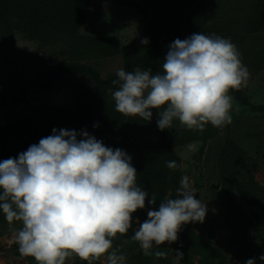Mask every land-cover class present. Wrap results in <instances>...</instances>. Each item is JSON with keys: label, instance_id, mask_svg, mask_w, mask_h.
I'll use <instances>...</instances> for the list:
<instances>
[{"label": "trees", "instance_id": "1", "mask_svg": "<svg viewBox=\"0 0 264 264\" xmlns=\"http://www.w3.org/2000/svg\"><path fill=\"white\" fill-rule=\"evenodd\" d=\"M94 1L0 0V162L17 158L30 145L39 143L36 139L51 135L53 129L78 133L87 131L106 147L119 148L132 158L137 171V185L149 192L145 208L133 214L134 221L143 223L147 219L151 195L156 197V204L151 206L154 209H158L166 197H176L184 172L179 165L178 148L201 142L202 152L206 142L221 130L207 125L202 132L185 127L161 131L157 127L155 111L150 122L117 113L109 93L117 88L112 84L117 76L104 78L90 63L106 62L108 58L121 56V68L125 71L139 67L141 70L151 69L155 74L160 71L168 46L175 39L180 37L183 40L196 33V29L206 27L205 35L216 34L229 39L240 52L242 63L255 75L264 70V0H126V6L141 15L152 9L160 22L153 24L159 33L158 38L155 35L151 39L153 34L146 30L124 50L114 36H99L88 31L92 16L97 13L93 10ZM18 34L37 43L38 49L60 43L63 49L59 51L63 53L64 60L43 65L41 72L35 73L33 66L40 63L28 58L32 54L15 49ZM143 39L149 41L147 45L141 43ZM85 60L90 63H85ZM29 73L35 74L33 82L29 80ZM69 75L91 80L94 84L91 87L87 84L72 87L71 107H45V115L39 121L35 115L38 108H33L16 121H4L3 114L26 102L31 91L37 89L46 93L58 86L59 77ZM243 93L242 87L230 91L234 109L247 106L264 112V107H256L250 103L249 95ZM249 119L245 118L241 123L233 119L226 128L233 132L240 129V125L247 124ZM247 137L225 141L213 156L216 172L214 174L212 167L208 176H214L216 191L213 196L217 197L214 206L223 215L222 218L214 216L210 219L207 232L210 241L197 235L188 224L181 226L179 239L172 246L173 250L184 254L180 264H192L194 257L197 264H229L227 254L212 241L219 221L232 232L236 230L241 234L246 244V256L261 264L258 258L264 254V227L263 224L257 227L246 210L264 214V185L257 183L252 175L255 168L253 155L264 153V147L257 142L251 147L252 140L249 135ZM167 161H175L178 167L168 169ZM208 180L204 181L212 183ZM233 217L245 220L236 223ZM5 221L0 213V224ZM135 226L138 224L133 223V229ZM133 229L113 240L114 248L119 247L124 255H130L126 264H173V252V257L166 259L143 255L138 244L131 240ZM167 247L166 243L160 250ZM75 264L80 263L75 261Z\"/></svg>", "mask_w": 264, "mask_h": 264}, {"label": "clouds", "instance_id": "2", "mask_svg": "<svg viewBox=\"0 0 264 264\" xmlns=\"http://www.w3.org/2000/svg\"><path fill=\"white\" fill-rule=\"evenodd\" d=\"M162 61L155 74L139 67L116 71L112 99L117 113L150 122L155 111L161 131L174 120L201 132L207 125L222 131L232 122L229 93L247 86L250 73L229 39L201 32L177 38ZM187 147L195 151L197 143ZM131 160L87 131L53 129L17 158L0 162V213L10 225L19 224L12 240L20 256L35 264H66L73 257L84 264L101 259L126 264L113 240L136 223L131 240L143 255L166 259L168 251L161 246L175 243L182 225L203 223L207 204L196 198L197 189L183 176L175 198L166 197L154 209L156 197L151 195L147 219L134 221L149 192L137 185ZM166 167L178 165L167 161ZM168 250L175 254L173 264H180L183 252ZM258 259L264 264V254ZM245 264H256V259Z\"/></svg>", "mask_w": 264, "mask_h": 264}, {"label": "rangeland", "instance_id": "3", "mask_svg": "<svg viewBox=\"0 0 264 264\" xmlns=\"http://www.w3.org/2000/svg\"><path fill=\"white\" fill-rule=\"evenodd\" d=\"M140 2V1H138ZM124 3V4H123ZM126 0H95L93 3V10L97 13L92 16L91 22L88 25V31H93L92 33H97L99 36H114L120 41V48L125 49L137 36L141 35L144 31L150 32L152 38H158V31L153 24H159L160 19L154 17L153 10L147 9L146 15L139 14L134 8H129L126 6ZM140 4V3H139ZM203 27V26H202ZM197 28V27H196ZM197 32H207V28L203 27ZM203 31V32H202ZM85 32V31H84ZM142 36H145L143 34ZM182 37V36H181ZM190 37V36H189ZM180 38V37H179ZM15 49L17 52L30 53L33 56L28 58H33L36 64L33 66V71L35 73L41 72L43 65H51L64 60L63 53L59 50L63 49L60 43H54L48 48L38 49V44L29 41L26 37L18 34L15 40ZM60 53V54H59ZM90 63L89 60H85V63ZM91 66L95 67L104 78L115 77L116 71L122 67V57H112L108 58L106 62L104 60H99L90 63ZM35 66L37 68L35 69ZM161 70V68H160ZM250 73V78L247 86L242 87L243 94L249 95L250 103L254 104L256 107H264V70L263 72L253 74L252 70L248 69ZM29 79L31 82L35 80L34 73H29ZM58 86L51 88L46 93H43L37 89L31 91L27 97L26 102L18 106L16 110L9 109L5 114L10 117V120L16 121L19 117L25 115V113H30L33 108H38L35 115L36 120H40L41 117L45 115V107L57 106L61 108L71 107L73 105V99L71 95V88L83 84H87L90 87L93 86V82L86 80L85 78H77L75 76H61L57 79ZM78 85V86H79ZM117 90V88L110 90V96L112 98V93ZM234 101L232 100V105ZM231 120L238 119L239 123L245 118H250L244 124L240 125V129H235L233 132L228 130L226 127L222 131L217 133L213 139L206 142L203 151L200 152V143H197V148L195 151H190L188 145L181 146L177 150L179 157V165L183 169V176H188L189 181L194 188L197 189L196 198L200 199L202 202L207 204V213L204 218L203 223H188L192 230L197 234L201 235L204 240L210 241L207 236L208 229L210 227V219L214 216H219L222 218L221 213L215 208L214 203L217 200L215 194V181L214 176H208L211 172L212 167H214V174L216 172L215 162H213V156L219 152L223 143L227 140H242V138L250 136L251 147L252 144L256 143L264 147V112H259L257 110H251L247 106L238 107L236 109H231ZM4 116V115H3ZM5 122H9L4 120ZM172 128L176 130L183 128L178 121H173ZM248 138V137H247ZM36 140H40L39 138ZM245 142V140H244ZM38 144V143H35ZM191 144V143H190ZM206 158L209 162L206 163ZM253 164L255 166L252 173L253 179L260 185H264V153L254 154L252 158ZM208 176V178H206ZM212 182L210 184L206 183ZM250 218L254 220L257 227L263 224L264 227V214L261 212H250L246 210ZM233 220L243 222L245 219L233 217ZM219 227L215 229L213 242L217 243L219 247L227 254V260L229 264H245L248 259L244 249L246 244L242 241V236L239 232L231 231L224 226L220 221ZM19 224L10 225L7 221L0 224V264H33L35 261L32 258H23L18 252V246L12 240V233L15 228H18ZM138 226H135L136 228ZM179 239V236H178ZM177 239V240H178ZM172 244H167V250L169 258L173 257ZM127 260L126 263L130 261V255H125ZM77 259V260H75ZM75 261L80 264L84 262L80 261L78 258H70L66 261L68 264H75ZM93 264H104L103 259L100 261H94ZM192 264H197V258L194 257ZM256 264H258L256 262Z\"/></svg>", "mask_w": 264, "mask_h": 264}, {"label": "crops", "instance_id": "4", "mask_svg": "<svg viewBox=\"0 0 264 264\" xmlns=\"http://www.w3.org/2000/svg\"><path fill=\"white\" fill-rule=\"evenodd\" d=\"M3 114V113H2ZM4 116L2 117L4 120H7V121H12V120H10V117H8L5 113L3 114Z\"/></svg>", "mask_w": 264, "mask_h": 264}]
</instances>
